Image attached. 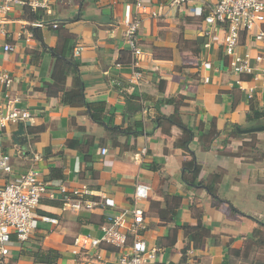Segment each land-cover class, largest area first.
I'll use <instances>...</instances> for the list:
<instances>
[{"label":"crops","instance_id":"obj_1","mask_svg":"<svg viewBox=\"0 0 264 264\" xmlns=\"http://www.w3.org/2000/svg\"><path fill=\"white\" fill-rule=\"evenodd\" d=\"M24 1L1 26L0 71L11 82L0 84V108L30 120L0 128L12 168L0 187L32 170L51 195L34 210L29 241L12 237L0 264H115L118 249L73 242L100 238L106 217L130 207L137 182L150 188L142 237L158 250L151 264H264V131L242 133L264 127V81L231 72L222 32L204 47L203 17L216 0H142L139 10L136 0ZM126 7L140 16L137 57L123 40ZM250 44L241 36L239 52ZM192 164L197 176L185 168ZM83 189L113 207L72 212L63 196Z\"/></svg>","mask_w":264,"mask_h":264},{"label":"built area","instance_id":"obj_2","mask_svg":"<svg viewBox=\"0 0 264 264\" xmlns=\"http://www.w3.org/2000/svg\"><path fill=\"white\" fill-rule=\"evenodd\" d=\"M186 0H173L172 6L179 5ZM24 0H0V34L3 33L2 25L5 18L16 6L25 5ZM40 4L31 2V7ZM136 9L142 8V0L135 1ZM156 17V14H151ZM139 12L134 14L129 7L125 8L123 16V40L128 50L135 57L141 54L138 39L140 26ZM203 33L209 39L204 47L217 42L219 36L213 32L223 33V52L229 58L228 67L235 75L259 76L264 81V0H216L203 17ZM35 28H43L45 23L36 21L31 24ZM56 29L57 23H51ZM249 36L251 44L243 53L239 52L241 36ZM13 47L4 44L3 51H13ZM205 67L209 64L205 63ZM208 82V78L203 79ZM11 80L6 73L0 71V84L8 87ZM131 85L138 83V74L129 79ZM30 120L27 111L9 107L0 108V128H6L11 124H24ZM1 141V138H0ZM102 155L106 150L101 151ZM12 171L10 156L1 152L0 142V175H8ZM49 183L39 179L36 172L29 170L12 180L5 182L0 187V258H7L12 237L18 245L26 244L34 230L35 214L41 198L51 195ZM60 193L67 194L63 185L57 186ZM71 195H64V202L72 212L90 211L96 207H113L110 199L100 197L99 201L87 199L89 191H72ZM150 188L141 182H137L131 198L130 207L120 211L109 218L100 227L102 236L93 238L79 235L74 239L73 246L80 251H88L99 248L102 244H108L120 251L115 264H151L156 258L158 250L148 247L142 237L146 229L144 209L142 204L149 198ZM43 223L56 225L58 221L49 216H42Z\"/></svg>","mask_w":264,"mask_h":264},{"label":"water","instance_id":"obj_3","mask_svg":"<svg viewBox=\"0 0 264 264\" xmlns=\"http://www.w3.org/2000/svg\"><path fill=\"white\" fill-rule=\"evenodd\" d=\"M262 131H264V127H257V128H251L248 130H242V133H253V132H262ZM22 132H23V129H22V126L20 125L19 129L15 132L14 138H13L16 144H20L19 136L22 134Z\"/></svg>","mask_w":264,"mask_h":264},{"label":"trees","instance_id":"obj_4","mask_svg":"<svg viewBox=\"0 0 264 264\" xmlns=\"http://www.w3.org/2000/svg\"><path fill=\"white\" fill-rule=\"evenodd\" d=\"M53 53L56 54V51L53 50ZM65 65H66V64H65ZM63 69H64V66H63ZM251 116H253V117H259L260 114H258V113H254V114L251 115ZM249 118H250V117H249ZM185 168H186L187 170H192V171H194L193 174L197 176L198 171H199V167H198V166H194V165L192 164L191 166H188V165H187ZM207 191L210 192V193H213V188H212V187H208V188H207ZM161 216H163V214H162Z\"/></svg>","mask_w":264,"mask_h":264}]
</instances>
